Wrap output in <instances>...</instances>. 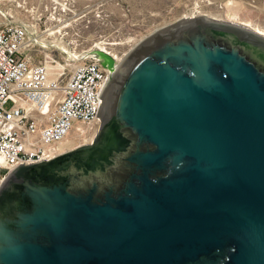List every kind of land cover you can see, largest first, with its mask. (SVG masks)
Listing matches in <instances>:
<instances>
[{"label": "water", "instance_id": "95a60500", "mask_svg": "<svg viewBox=\"0 0 264 264\" xmlns=\"http://www.w3.org/2000/svg\"><path fill=\"white\" fill-rule=\"evenodd\" d=\"M95 53L99 136L4 179L0 264H264V36L203 16L119 73Z\"/></svg>", "mask_w": 264, "mask_h": 264}, {"label": "built area", "instance_id": "2783aa9c", "mask_svg": "<svg viewBox=\"0 0 264 264\" xmlns=\"http://www.w3.org/2000/svg\"><path fill=\"white\" fill-rule=\"evenodd\" d=\"M14 1L0 0V185L19 165L64 152L73 134L92 140L112 76L95 50L71 49L47 27L37 12L44 0L26 18L13 15Z\"/></svg>", "mask_w": 264, "mask_h": 264}, {"label": "rangeland", "instance_id": "374dc122", "mask_svg": "<svg viewBox=\"0 0 264 264\" xmlns=\"http://www.w3.org/2000/svg\"><path fill=\"white\" fill-rule=\"evenodd\" d=\"M18 3L23 2L15 0L9 6L13 15L22 18L28 16L25 8L39 4L26 0L23 9ZM37 12L47 27L66 34L64 45L76 50L106 49L116 56V65L153 33L193 16L264 31V0H44ZM68 140L70 148L84 143L75 134Z\"/></svg>", "mask_w": 264, "mask_h": 264}, {"label": "bare ground", "instance_id": "6f19581e", "mask_svg": "<svg viewBox=\"0 0 264 264\" xmlns=\"http://www.w3.org/2000/svg\"><path fill=\"white\" fill-rule=\"evenodd\" d=\"M193 16V15H192ZM195 18H197V17H195V16H193V17H190L189 19H184V21H182L181 23H186V22H191L193 19H195ZM180 23V24H181ZM245 26H247V27H249V28H251L250 27V25H248V24H244ZM173 26V25H172ZM251 29H253V28H251ZM162 31V30H161ZM253 31L254 32H256V33H258L259 35H261V36H264V31L261 29H253ZM144 41H146V40H144ZM143 41V42H144ZM142 43V42H141ZM140 43V44H141ZM139 45V44H138ZM137 45V46H138ZM136 46V47H137ZM103 51H104V49H102ZM105 52H107V50L105 49ZM111 55V54H110ZM128 55V54H127ZM116 56H112V58L114 59ZM127 57V56H126ZM123 62H124V60H123ZM123 62H120L118 65H117V67H116V72L117 73H119V72H121V70L123 69V65H124V63ZM126 67V66H125ZM72 140V139H71ZM72 145V142L71 141H69V140H67V141H65V142H63L62 144H61V149L64 151H66L67 149H69L70 148V146Z\"/></svg>", "mask_w": 264, "mask_h": 264}, {"label": "flooded vegetation", "instance_id": "af4514ba", "mask_svg": "<svg viewBox=\"0 0 264 264\" xmlns=\"http://www.w3.org/2000/svg\"><path fill=\"white\" fill-rule=\"evenodd\" d=\"M227 34L236 37V35H234V34H231V33H227ZM236 38H238V37H236ZM238 39H239V38H238ZM102 123H103V120H102L101 123H100V126H99V128H98V131H97L95 137H94L92 140H90V142L79 144V145H77L76 147L90 146V145H92V144L96 141L97 137L99 136V133H100L101 128H102ZM76 147L69 148L68 150H71V151H72V150L76 149ZM68 150H67V151H68Z\"/></svg>", "mask_w": 264, "mask_h": 264}]
</instances>
